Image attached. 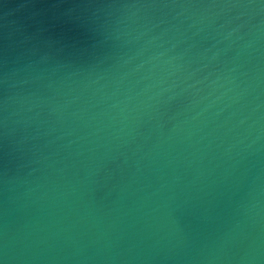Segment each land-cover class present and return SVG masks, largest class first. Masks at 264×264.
Returning <instances> with one entry per match:
<instances>
[{
	"label": "water",
	"instance_id": "water-1",
	"mask_svg": "<svg viewBox=\"0 0 264 264\" xmlns=\"http://www.w3.org/2000/svg\"><path fill=\"white\" fill-rule=\"evenodd\" d=\"M0 264H264V0H0Z\"/></svg>",
	"mask_w": 264,
	"mask_h": 264
}]
</instances>
